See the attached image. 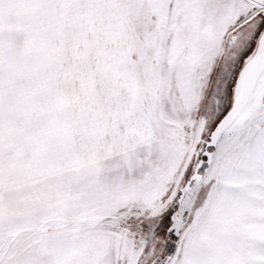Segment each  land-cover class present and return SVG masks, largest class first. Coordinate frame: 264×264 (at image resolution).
I'll list each match as a JSON object with an SVG mask.
<instances>
[{"label":"snow or ice","instance_id":"obj_1","mask_svg":"<svg viewBox=\"0 0 264 264\" xmlns=\"http://www.w3.org/2000/svg\"><path fill=\"white\" fill-rule=\"evenodd\" d=\"M0 264H264V0H0Z\"/></svg>","mask_w":264,"mask_h":264}]
</instances>
